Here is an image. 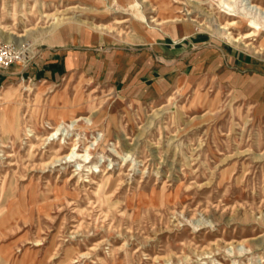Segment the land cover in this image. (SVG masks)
I'll return each mask as SVG.
<instances>
[{
    "label": "rangeland",
    "instance_id": "obj_1",
    "mask_svg": "<svg viewBox=\"0 0 264 264\" xmlns=\"http://www.w3.org/2000/svg\"><path fill=\"white\" fill-rule=\"evenodd\" d=\"M191 1L171 0L169 15L202 26L150 29L142 0H0V49L13 56L0 71L11 92L0 104V264H264V32L244 47L217 30L246 15L264 27V0ZM194 34L208 38L205 66L139 78L151 43ZM55 51L73 71L48 86L30 69ZM80 116L61 128L65 143L44 139ZM75 138L90 163L74 173L54 161Z\"/></svg>",
    "mask_w": 264,
    "mask_h": 264
},
{
    "label": "crops",
    "instance_id": "obj_2",
    "mask_svg": "<svg viewBox=\"0 0 264 264\" xmlns=\"http://www.w3.org/2000/svg\"><path fill=\"white\" fill-rule=\"evenodd\" d=\"M208 38L204 35L194 34L190 37H184L181 41L175 42H154L150 44V47L141 55L143 57L141 71L139 76H146V81L155 80L160 76H164V80L169 78L171 74L176 72L182 75H188L194 72L196 68H201L206 65V60H202L203 51L197 50L203 48L207 43ZM217 53L223 55L227 60H231L236 64H246L249 61V57L243 53H240L235 48L230 46L221 48L215 46ZM51 57H47V60L39 68H31L34 78L41 80L48 86L54 85L66 78L68 74L73 71V58L72 55L55 51L50 53ZM163 60L165 65L161 68L160 65L155 63ZM138 59V58H137ZM140 67L137 66V70ZM257 68V74L263 81L264 85V64H259ZM20 73V72H19ZM3 76L0 75V88L3 86ZM117 85L114 86V88Z\"/></svg>",
    "mask_w": 264,
    "mask_h": 264
},
{
    "label": "bare ground",
    "instance_id": "obj_3",
    "mask_svg": "<svg viewBox=\"0 0 264 264\" xmlns=\"http://www.w3.org/2000/svg\"><path fill=\"white\" fill-rule=\"evenodd\" d=\"M188 1H191V0H188ZM170 2H171V0H142L141 3H143V5H144L143 8L145 9V11H147L148 13L156 14V17L152 16L151 17V21H148V19L145 20L144 16H139L138 15V18H139L140 22L145 20L146 24H154L152 26L151 25H147L150 29L155 27V26H159L161 24L173 23V22L196 23V25H198V26H202L203 25V24H197L196 20L190 19V18L182 17V18L172 19L171 15H169V13H170V10H169L170 9ZM218 2H220V3L222 2V3L226 4L228 6V8L232 7V5H231L232 0H218ZM252 7H256V6H252ZM262 12H264V11L262 10ZM190 14L191 13L186 10L185 16H189ZM228 15L235 16L233 14H228ZM43 16H46V15H43ZM63 20H67V22L69 24L76 25V26L80 27L81 29H83V28H85V29H101V30L102 29H106V27L103 26V25H95L94 26L92 24L86 23L85 21H81V20H79L77 18L76 19H74V18H66V19H63ZM58 21H60V20L57 19V22ZM116 22L118 24H123V23L127 22V20L116 21ZM241 22L244 24V27H250V28H252L254 30L252 32L244 33V35H240V34L236 35V34H234L231 31V28L233 26L241 24ZM241 22H236V21L229 22L228 21L224 25L219 24L218 27H217V30L219 31V33H221V35L223 37L227 38L230 43H232L234 45L243 44L244 47H247V46L251 45V43L247 44V39H249L254 34H256V32H264V27H260V23H259L258 20L252 19V18L248 17L247 15L241 17ZM142 28H145V27H142ZM22 36L23 35H18L17 37H22ZM10 95H11V92H10L8 87H3V88L0 89V104L2 106L4 104H6V102H8V99H9ZM85 120H88V119L87 118H83L82 116H80V117H72L70 119V122H68V123L63 121V120H61L56 125V127H54L53 129L51 128L53 130V133L50 134L49 136L45 137L44 139L46 141L55 140V139L61 140V136H64V134H62V133L59 134V132H60V130H61V128L63 126H64L63 130H65V128H66V130L68 132L74 131L75 129H72L70 126H73L75 123L82 122V121H85ZM60 142L65 143V140H61ZM80 148H81V139L80 138H75V139L71 140V142H70V151L67 154H64L62 156L57 157L55 159L54 163L55 164L56 163L68 164V165H70L72 167H75V169L73 170L74 173L76 171L82 172L83 169L87 167L86 165H84V163L85 164H89L90 163V162H88L90 153L88 151L89 147L86 146L85 144H84V149H83L82 153L80 152ZM92 172H96V171H92ZM98 172H102V170L98 169ZM106 181H108V179ZM86 182H90V180H87ZM98 187H100V186H98Z\"/></svg>",
    "mask_w": 264,
    "mask_h": 264
},
{
    "label": "built area",
    "instance_id": "obj_4",
    "mask_svg": "<svg viewBox=\"0 0 264 264\" xmlns=\"http://www.w3.org/2000/svg\"><path fill=\"white\" fill-rule=\"evenodd\" d=\"M12 62V52L4 48L0 49V71L6 70Z\"/></svg>",
    "mask_w": 264,
    "mask_h": 264
}]
</instances>
